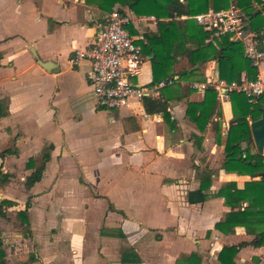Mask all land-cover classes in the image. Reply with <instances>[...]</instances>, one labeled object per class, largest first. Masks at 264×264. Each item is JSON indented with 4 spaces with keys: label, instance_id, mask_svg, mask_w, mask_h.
<instances>
[{
    "label": "crops",
    "instance_id": "obj_1",
    "mask_svg": "<svg viewBox=\"0 0 264 264\" xmlns=\"http://www.w3.org/2000/svg\"><path fill=\"white\" fill-rule=\"evenodd\" d=\"M117 6L132 20L137 42L157 31L154 16L138 17L128 7ZM108 14L86 0H0V100L10 101L9 115L0 119V144L5 146L0 167L14 176L0 189V202L13 203L7 209L16 210L18 223V213L31 202V233L26 237L21 228V235L39 248L22 253L17 236L2 231L9 255L12 248L14 258L34 254L33 264H177L181 255L197 252L203 264H219L224 246L254 237L243 228L233 236L215 230L230 211L223 198L189 201L195 196L190 192L199 187L195 168L213 172L210 194L227 183L243 189L261 178L223 169L225 139L234 118L231 96L218 99L222 145L211 127L201 133L187 122L188 104L205 98V92L193 86L187 99L169 104L175 127L162 114H147L142 101L116 111L98 107L88 80L91 63L72 66L70 58L92 44ZM151 59L144 56L140 86L149 88L153 80ZM42 63L53 66L46 70ZM200 69L206 80L219 78L216 60ZM261 72L264 75V69ZM162 88H151L150 97L159 99ZM65 98L69 112L64 113L58 101ZM193 134L204 138V151L194 145ZM51 146L41 181L27 188V177L42 165ZM21 166L23 174L18 172ZM19 176L26 190L22 203L10 194ZM7 209L0 215L3 219ZM61 241L67 246L61 248ZM90 242L99 246L91 251ZM236 264H264V248L242 249Z\"/></svg>",
    "mask_w": 264,
    "mask_h": 264
},
{
    "label": "trees",
    "instance_id": "obj_2",
    "mask_svg": "<svg viewBox=\"0 0 264 264\" xmlns=\"http://www.w3.org/2000/svg\"><path fill=\"white\" fill-rule=\"evenodd\" d=\"M88 4H96L104 13L115 11L117 5L128 7L136 16H154L158 20L156 32H148L144 40L137 42L143 55L151 57L153 80L149 88L161 83L165 86L160 90V98L145 97L143 105L149 115L162 114L167 123L175 127L168 114L171 102L187 99L194 93L193 84L206 81L205 74L200 66L217 61V71L220 79L229 83L240 82L243 75L249 80L257 79L259 72L253 66L245 52L242 42H235L230 38L222 37L217 45L211 39V33L200 26L194 17L210 11L219 12L228 10L235 5L243 13L244 30L254 34L257 39L264 40V0H86ZM123 13V8L117 9ZM185 17V19H182ZM132 35L136 32L129 28ZM259 49H264L260 44ZM222 55L218 58V53ZM180 60L187 62L188 68L176 72V65ZM172 81L171 84L169 82ZM183 83H187L183 85ZM233 121L230 124L228 136L225 139V160L223 169L228 174L260 175L259 180L247 182L243 189L236 183L224 184L221 189L210 194L215 177L212 171L205 166L196 167L195 180L199 183L197 190L190 192L195 195L189 201L193 204H202L212 195L223 198L225 206L230 209L215 225V230L225 236L236 234L237 228H243L245 233L253 236L251 242H242L238 245L224 246L218 254L219 264H236V259L242 249L253 246L264 248V156L255 152L256 147L247 139L251 137L250 119L258 120L262 116L261 107L264 96L255 105L249 104L241 93L231 94ZM10 101L8 98L0 100V119L7 117ZM223 111L218 101V93L213 89L205 91V98L201 103H189L187 122L201 133L209 127L216 134V143L222 145ZM191 139L200 151H204V138L193 134ZM243 144L247 147L243 148ZM53 146L44 151L42 165L26 179V187L31 188L41 181L46 164L50 161ZM31 160L29 163H33ZM30 166V164H29ZM14 178L11 174L1 172L0 189H5ZM12 202H0V215L11 207ZM29 201L24 210L18 213V221L30 236ZM211 232L208 233L210 236ZM9 247L5 243L0 228V264H11ZM17 264H33L37 257L34 254L15 257ZM139 262V261H138ZM177 264H203V257L197 252L181 255Z\"/></svg>",
    "mask_w": 264,
    "mask_h": 264
},
{
    "label": "built area",
    "instance_id": "obj_3",
    "mask_svg": "<svg viewBox=\"0 0 264 264\" xmlns=\"http://www.w3.org/2000/svg\"><path fill=\"white\" fill-rule=\"evenodd\" d=\"M194 20L206 31L211 33V41L217 45L222 37H229L235 42L245 45V52L251 59L259 75L255 80L242 77L240 82H227L220 78H207L205 82L195 83L193 87L205 92L213 89L218 93V99L231 96L233 93L243 94L249 104L255 105L264 96V49H259L264 40L244 30L243 13L235 5L228 10L210 11L194 17ZM130 17L115 10L109 13L101 23L92 44L78 50L70 58L72 66H79L83 61L91 63L88 75L93 89L96 105L108 111L129 108L135 101L141 102L145 97L153 95V90L140 86L137 79L144 62V55L137 39L129 28ZM172 81L169 82L171 84ZM161 83L160 87H164Z\"/></svg>",
    "mask_w": 264,
    "mask_h": 264
},
{
    "label": "rangeland",
    "instance_id": "obj_4",
    "mask_svg": "<svg viewBox=\"0 0 264 264\" xmlns=\"http://www.w3.org/2000/svg\"><path fill=\"white\" fill-rule=\"evenodd\" d=\"M119 8L120 7L116 6L115 7V10H117ZM186 68H188L187 62L185 60H180L177 63V65H176V72L177 73H180V72H182ZM67 99L69 100V98H65V99H60L58 101V103L61 105V108L64 110V113L65 112H69V108H68L69 107V104L68 103H65V101ZM88 105H89V103H88ZM4 147L5 146L1 145L0 146V150L2 148H4ZM246 147H247V145L246 144H243V148H246ZM205 148L207 149L208 147L206 146ZM16 168H17V166H16ZM18 169H20V171H18V172H20V174H23L24 173L23 166H21ZM22 179H23V176H19L18 179H17V181L15 182V184L12 186V188L10 190L11 197L12 198L14 197L16 200L19 201V203H22L24 201L23 200V197H24V194L23 193L26 192V190L24 188V182H23ZM185 197H187V196H185ZM6 211H7L6 214H8V217H6V218L3 219L0 216V224H2V230L1 231H4V232L6 231L9 234H15L17 236L18 244L16 245V247H18V245H19L18 249L22 253L27 252L28 250L29 251L30 250H35V251L39 252V248L37 247V245L35 247H33V240L28 241V240H26V239H24L22 237V235H21V230H22L21 229V226L19 225V223L16 221V218H15L16 210H12V209L11 210H8L7 209ZM37 232H38V234H42V232H40V233H39V231H37ZM9 234H7V236L5 237L6 239L9 238ZM9 245H10V243H9ZM60 246H61V248L62 247H66L67 246V242L61 241ZM88 246H89V249L92 251L94 249V246L95 247H98L99 246V243L98 242H90V243H88ZM15 252H16V250L12 248V257H11L12 258V261H11V264H17L18 263L15 260V258H14V256L16 255ZM99 255H100V253H99Z\"/></svg>",
    "mask_w": 264,
    "mask_h": 264
},
{
    "label": "water",
    "instance_id": "obj_5",
    "mask_svg": "<svg viewBox=\"0 0 264 264\" xmlns=\"http://www.w3.org/2000/svg\"><path fill=\"white\" fill-rule=\"evenodd\" d=\"M222 55L220 51L218 53V58ZM42 66L46 70H50L53 66L50 63H42ZM262 117L258 120L251 119L250 128H251V137L247 139V143L253 141L257 153L264 154V107L261 108Z\"/></svg>",
    "mask_w": 264,
    "mask_h": 264
}]
</instances>
